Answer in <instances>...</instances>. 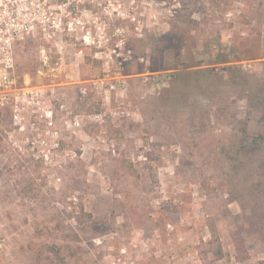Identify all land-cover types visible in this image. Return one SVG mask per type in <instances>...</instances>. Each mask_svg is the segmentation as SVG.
I'll use <instances>...</instances> for the list:
<instances>
[{"label":"rangeland","instance_id":"1","mask_svg":"<svg viewBox=\"0 0 264 264\" xmlns=\"http://www.w3.org/2000/svg\"><path fill=\"white\" fill-rule=\"evenodd\" d=\"M74 3L0 101V264H264V0Z\"/></svg>","mask_w":264,"mask_h":264},{"label":"built area","instance_id":"2","mask_svg":"<svg viewBox=\"0 0 264 264\" xmlns=\"http://www.w3.org/2000/svg\"><path fill=\"white\" fill-rule=\"evenodd\" d=\"M74 0H0V101L16 100L14 71L16 46L28 38L40 41L38 53L45 63L53 53L63 54L58 46L66 25L72 28L76 14ZM46 43H52L50 47ZM7 246V237L0 228V254Z\"/></svg>","mask_w":264,"mask_h":264}]
</instances>
